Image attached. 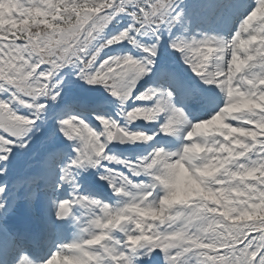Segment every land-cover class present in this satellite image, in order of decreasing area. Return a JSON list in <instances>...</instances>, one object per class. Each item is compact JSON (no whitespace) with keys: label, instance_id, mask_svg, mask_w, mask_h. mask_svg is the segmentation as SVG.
Segmentation results:
<instances>
[{"label":"snow or ice","instance_id":"1","mask_svg":"<svg viewBox=\"0 0 264 264\" xmlns=\"http://www.w3.org/2000/svg\"><path fill=\"white\" fill-rule=\"evenodd\" d=\"M0 264H264V0H0Z\"/></svg>","mask_w":264,"mask_h":264}]
</instances>
